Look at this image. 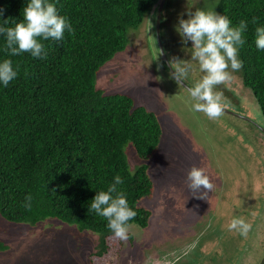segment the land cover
<instances>
[{
    "label": "trees",
    "instance_id": "16d2710c",
    "mask_svg": "<svg viewBox=\"0 0 264 264\" xmlns=\"http://www.w3.org/2000/svg\"><path fill=\"white\" fill-rule=\"evenodd\" d=\"M29 2L0 0V26L23 21ZM48 2L74 33L66 31L60 41L41 40L45 58L11 56L0 35V62L12 60L18 71L7 87L0 83V214L14 222L55 217L74 223L98 234L95 253L101 255L112 232L105 218L89 211L90 204L119 175L124 183L118 187L137 212L129 224H147L151 212L139 201L152 194L147 160L159 149L161 125L157 114L130 94L103 92L96 74L126 46L129 29L140 25L154 0ZM215 12L227 16L231 26L247 22L239 74L264 118V50L255 45L256 28L264 27V0H217ZM162 23L161 17V28ZM128 145L139 159L132 167ZM29 194L31 210L22 207ZM0 247L5 245L0 242Z\"/></svg>",
    "mask_w": 264,
    "mask_h": 264
},
{
    "label": "rangeland",
    "instance_id": "374dc122",
    "mask_svg": "<svg viewBox=\"0 0 264 264\" xmlns=\"http://www.w3.org/2000/svg\"><path fill=\"white\" fill-rule=\"evenodd\" d=\"M216 2L170 0L163 9L162 47L169 63L173 58L192 63L185 81L190 87L204 73L191 60L192 42L184 43L176 26L181 17L188 19L189 9L215 11ZM148 18L129 29L126 46L96 74L103 92L130 94L160 122L159 149L147 160L152 194L139 201L151 212L147 224H133L127 241L108 236L103 254L96 255L98 234L93 231L55 217L31 223L0 214L5 245L0 264H258L264 255V118L258 102L238 71L215 91L223 93L227 109L249 119L224 110L218 120H210L194 112L189 90L170 79V66L160 55L155 12ZM126 153L134 166L139 159L132 145ZM193 165L204 168L215 184L207 199L195 198L187 187ZM234 218L252 225L246 238L228 230Z\"/></svg>",
    "mask_w": 264,
    "mask_h": 264
},
{
    "label": "clouds",
    "instance_id": "9594fccd",
    "mask_svg": "<svg viewBox=\"0 0 264 264\" xmlns=\"http://www.w3.org/2000/svg\"><path fill=\"white\" fill-rule=\"evenodd\" d=\"M164 7L165 3L163 9ZM2 15L3 10L0 9V16ZM187 15L188 19H179L176 31L184 43L192 42L191 60L198 62L200 72L204 73L202 79L189 89L190 97L195 101L192 110L205 114L210 120H218L224 114L225 105L223 93L215 91V88L232 81V73L240 71L243 67L238 54L239 48L246 43L243 33L247 29V22L241 20L238 26H231L227 16L200 9L194 12L189 9ZM23 17V21L16 23L14 27L0 26V35L6 38L5 47L11 56L29 53L34 58L43 59L47 53L41 40L60 41L66 31L74 33L68 19L59 15L56 5L48 0H30L23 9ZM4 24L7 25L8 21H4ZM255 45L264 50V27L256 28ZM170 65L174 69L169 73L170 79L182 86V82L187 80L193 70L192 63L173 58ZM17 76L18 71L14 70L12 60L0 62V83L7 87ZM123 183L121 176H115L107 191H100L94 197L89 211H94L107 220V227L115 239L127 241L131 228L129 221L136 217L137 212L129 207L125 193L118 187ZM186 183L192 195L201 200L207 199L208 192L215 188L206 170L195 165L188 171ZM22 207L31 210V194L25 198ZM227 227L229 231H237L246 238L252 225L243 218H234Z\"/></svg>",
    "mask_w": 264,
    "mask_h": 264
},
{
    "label": "water",
    "instance_id": "95a60500",
    "mask_svg": "<svg viewBox=\"0 0 264 264\" xmlns=\"http://www.w3.org/2000/svg\"><path fill=\"white\" fill-rule=\"evenodd\" d=\"M165 1L166 0H154V2H152L151 6H150V9L148 11V17L150 18L155 12V33L157 35V40H158V43H159V47H160V50H162V55H163L165 61L170 66V70L173 72L174 70L171 68L170 63L167 61L166 53H165V51H164V49L162 47V43H161V40H160V17H161V12H162V9H163ZM182 83H183L184 87H186L188 90L191 88L189 86V84H187L186 82H182ZM224 110L228 111V112H231L233 114H236V115H238V116H240L242 118L249 119L244 114H241V113L235 112V111H230V109H227L226 107H225ZM261 128L264 131V127L262 126ZM263 260H264V255H262V257H261V259H260L258 264H262Z\"/></svg>",
    "mask_w": 264,
    "mask_h": 264
},
{
    "label": "flooded vegetation",
    "instance_id": "af4514ba",
    "mask_svg": "<svg viewBox=\"0 0 264 264\" xmlns=\"http://www.w3.org/2000/svg\"><path fill=\"white\" fill-rule=\"evenodd\" d=\"M168 259V258H167ZM166 264H173V263H171V261L169 262V263H166Z\"/></svg>",
    "mask_w": 264,
    "mask_h": 264
}]
</instances>
